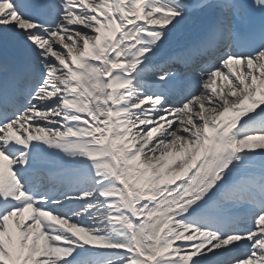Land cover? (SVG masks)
Instances as JSON below:
<instances>
[{"label":"snow or ice","instance_id":"1","mask_svg":"<svg viewBox=\"0 0 264 264\" xmlns=\"http://www.w3.org/2000/svg\"><path fill=\"white\" fill-rule=\"evenodd\" d=\"M0 264H264V0H0Z\"/></svg>","mask_w":264,"mask_h":264}]
</instances>
